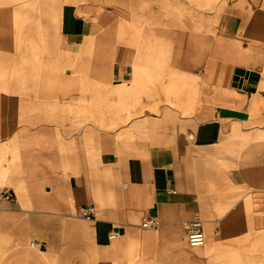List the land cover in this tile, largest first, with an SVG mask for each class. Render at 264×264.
Returning <instances> with one entry per match:
<instances>
[{
    "label": "crops",
    "instance_id": "crops-1",
    "mask_svg": "<svg viewBox=\"0 0 264 264\" xmlns=\"http://www.w3.org/2000/svg\"><path fill=\"white\" fill-rule=\"evenodd\" d=\"M0 51V264H264V0H0Z\"/></svg>",
    "mask_w": 264,
    "mask_h": 264
},
{
    "label": "built area",
    "instance_id": "built-area-1",
    "mask_svg": "<svg viewBox=\"0 0 264 264\" xmlns=\"http://www.w3.org/2000/svg\"><path fill=\"white\" fill-rule=\"evenodd\" d=\"M2 200H16V193L10 188H0V201ZM94 210L95 207L93 204H85L81 208L82 216L91 218L94 214ZM182 224L186 229L188 242L191 246L204 244L206 238L203 230V223L200 218L184 219ZM142 225L144 227L156 228L159 226V222L155 216H147L144 218Z\"/></svg>",
    "mask_w": 264,
    "mask_h": 264
},
{
    "label": "rangeland",
    "instance_id": "rangeland-1",
    "mask_svg": "<svg viewBox=\"0 0 264 264\" xmlns=\"http://www.w3.org/2000/svg\"><path fill=\"white\" fill-rule=\"evenodd\" d=\"M23 19H26V20H22V25L24 24L23 22H28V20H27V18H25L24 16L22 17ZM21 18V19H22ZM27 24V23H26ZM24 26V25H23ZM21 44H22V41H21ZM55 44V43H54ZM1 52V51H0ZM14 52V51H13ZM24 52V51H23ZM6 53V58H5V73H3V72H1L0 74H4L5 75V78H7V79H10V78H12V76H13V70H12V68H13V66H12V52H5ZM7 54H9V56L7 55ZM255 197L256 198H258V199H260V198H262L261 197V194H255ZM258 201H261V199L260 200H258ZM262 202V201H261ZM257 205V204H256Z\"/></svg>",
    "mask_w": 264,
    "mask_h": 264
}]
</instances>
